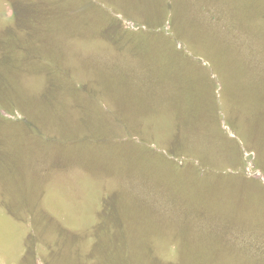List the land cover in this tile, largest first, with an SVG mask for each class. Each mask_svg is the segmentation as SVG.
Segmentation results:
<instances>
[{"label": "rangeland", "instance_id": "rangeland-1", "mask_svg": "<svg viewBox=\"0 0 264 264\" xmlns=\"http://www.w3.org/2000/svg\"><path fill=\"white\" fill-rule=\"evenodd\" d=\"M0 264H264V0H0Z\"/></svg>", "mask_w": 264, "mask_h": 264}]
</instances>
